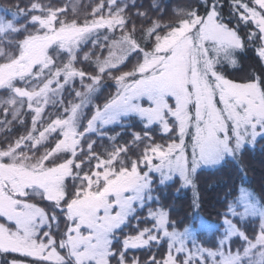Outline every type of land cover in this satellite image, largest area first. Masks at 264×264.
Listing matches in <instances>:
<instances>
[{"label": "snow or ice", "instance_id": "obj_1", "mask_svg": "<svg viewBox=\"0 0 264 264\" xmlns=\"http://www.w3.org/2000/svg\"><path fill=\"white\" fill-rule=\"evenodd\" d=\"M80 8L0 15V254L26 258L7 264H264V192L241 186L206 216L197 187L228 162L246 176L264 139V0ZM177 178L184 212L160 194Z\"/></svg>", "mask_w": 264, "mask_h": 264}, {"label": "trees", "instance_id": "obj_2", "mask_svg": "<svg viewBox=\"0 0 264 264\" xmlns=\"http://www.w3.org/2000/svg\"><path fill=\"white\" fill-rule=\"evenodd\" d=\"M18 0H0V15H7L10 11L15 9V5ZM138 3H148V0H137ZM21 6L28 3V0H19ZM95 3H99V0H80L81 4V13L85 11L90 12L91 6ZM165 3L168 5L169 10L175 7L178 3H182V0H165ZM8 10V11H5ZM134 11V10H133ZM225 19L230 20L227 16L228 6L225 5L224 8ZM234 23V21H231ZM241 35H245L244 25H240ZM92 49V45L89 43L86 47H84L81 52V57L83 56V52H88ZM98 51V49H97ZM257 61V57L255 55L254 50L249 49L245 53L240 54V65L243 70H247L248 68L255 66ZM84 67H88L86 64ZM228 72L233 73L232 69H228ZM242 72L237 70L233 73L231 78L239 79ZM76 87L79 88V82L77 81ZM115 85L111 80H105L103 82V88L101 92L98 94L99 103H103V101L114 94ZM65 97H67V93H65ZM3 112L0 111V118H3ZM10 118V117H9ZM30 123V118H29ZM128 123L135 128L136 130H140V125L138 121L135 119H130ZM115 130L119 131V126H112ZM159 135V133H157ZM129 139V135L126 133L122 140ZM243 163L247 167L246 176L241 177V175L237 172L236 166L228 162L222 167H217L214 169H199L198 170V178H197V187L199 190V196L203 206V214L208 215L214 208H221L223 197L226 193H231L232 198L235 199L239 195V188L241 186L246 187L249 190L254 191L258 196L264 192V139L258 140L254 149L248 148L243 153ZM179 187L178 178L174 183H170L168 187L161 190L162 200L167 204L175 205V208L181 212L187 210V205L191 202L193 197V191L191 189H182L179 193L176 192V188ZM147 211L146 209L144 210ZM175 216V211L173 212ZM213 219V217H209ZM163 251V250H162ZM1 260L7 264L8 261L13 259L14 257L18 260H23L26 258L16 256L15 254H0ZM3 264V263H2Z\"/></svg>", "mask_w": 264, "mask_h": 264}, {"label": "rangeland", "instance_id": "obj_3", "mask_svg": "<svg viewBox=\"0 0 264 264\" xmlns=\"http://www.w3.org/2000/svg\"><path fill=\"white\" fill-rule=\"evenodd\" d=\"M189 154H190V150H189ZM202 169H207V168H202ZM11 254V253H10ZM5 264V262H4V260H3V262H2V260H1V257H0V264Z\"/></svg>", "mask_w": 264, "mask_h": 264}]
</instances>
